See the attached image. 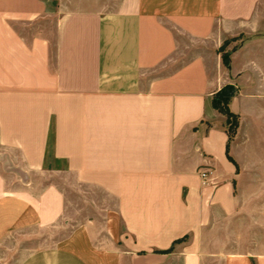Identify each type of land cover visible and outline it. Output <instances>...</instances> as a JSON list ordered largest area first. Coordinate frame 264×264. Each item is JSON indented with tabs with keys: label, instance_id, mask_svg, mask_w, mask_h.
Returning <instances> with one entry per match:
<instances>
[{
	"label": "crops",
	"instance_id": "obj_1",
	"mask_svg": "<svg viewBox=\"0 0 264 264\" xmlns=\"http://www.w3.org/2000/svg\"><path fill=\"white\" fill-rule=\"evenodd\" d=\"M70 195L17 264H264V0H0V254Z\"/></svg>",
	"mask_w": 264,
	"mask_h": 264
},
{
	"label": "rangeland",
	"instance_id": "obj_2",
	"mask_svg": "<svg viewBox=\"0 0 264 264\" xmlns=\"http://www.w3.org/2000/svg\"><path fill=\"white\" fill-rule=\"evenodd\" d=\"M231 39H235V38H231ZM231 39H225L217 48V51L220 55L221 58V62L223 64V66L227 67V62L229 60V54L231 52V50L233 49V47L236 46V44H232L231 46ZM181 49H179L177 58L180 60H185L188 55H189V49L186 48V39L182 38L181 39ZM229 85L232 88H234L231 84L227 83L225 85H223L222 87ZM221 87V88H222ZM234 94V89L231 91V96ZM217 110V109H216ZM219 111V110H217ZM220 112V111H219ZM222 114H224L223 112H221ZM225 115V126L227 128L228 134L230 135V140L233 139L235 133H236V129H237V117H230L228 119L227 115ZM227 120H229V123L227 122ZM234 123L233 128H230V123ZM70 199V203L69 207L67 208L66 211V216H68L69 219V224L68 222H66V224H64V227H57L55 229L52 230H46L43 232H40L39 234L36 235V237L30 241H22V245L16 244L14 241V244H11L9 246V248H3L2 253L0 254V264H17L19 262V258L22 256L23 254V247H40L42 245H56V244H60L64 242V239H66L65 237L67 236L68 232L71 229V227H73L74 225H76L81 217H83V213H81L80 215L77 213V209H78V198L77 196H71L69 197ZM84 204V203H82ZM83 207V205H82ZM73 208L75 210H73ZM19 242V241H18ZM236 248V246H231Z\"/></svg>",
	"mask_w": 264,
	"mask_h": 264
},
{
	"label": "trees",
	"instance_id": "obj_3",
	"mask_svg": "<svg viewBox=\"0 0 264 264\" xmlns=\"http://www.w3.org/2000/svg\"><path fill=\"white\" fill-rule=\"evenodd\" d=\"M227 66L229 67V60L227 62ZM233 90V88L229 85H226L222 88H220L218 91L215 92V94L213 95L212 98V106L219 110L220 112H223L224 114L227 115L228 119L230 117H236V115L234 113H232L229 110L228 107V103L231 97V91ZM227 122L229 123V120H227ZM234 123H230V128H233ZM230 135H229V141H230ZM230 158V157H229ZM231 159V158H230Z\"/></svg>",
	"mask_w": 264,
	"mask_h": 264
},
{
	"label": "built area",
	"instance_id": "obj_4",
	"mask_svg": "<svg viewBox=\"0 0 264 264\" xmlns=\"http://www.w3.org/2000/svg\"><path fill=\"white\" fill-rule=\"evenodd\" d=\"M199 174L202 180V183H207L208 179H210L211 170L208 167H203L199 170Z\"/></svg>",
	"mask_w": 264,
	"mask_h": 264
}]
</instances>
